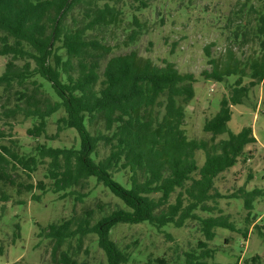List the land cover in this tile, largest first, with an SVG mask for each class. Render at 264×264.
I'll use <instances>...</instances> for the list:
<instances>
[{"label":"trees","instance_id":"trees-1","mask_svg":"<svg viewBox=\"0 0 264 264\" xmlns=\"http://www.w3.org/2000/svg\"><path fill=\"white\" fill-rule=\"evenodd\" d=\"M236 5L224 23L223 62L210 56L211 44L205 48L208 79L220 83L236 77L202 125L210 134L206 141L188 138L183 128L185 107L195 96L194 75L167 59L154 64L130 49L147 32L146 20L139 18L148 7L144 0L128 6L124 0H0V57L6 58L0 73V211L8 204L25 205L26 196L40 202L46 193L81 201L89 180L120 203L96 222L93 211L83 209L39 226L52 264H88L78 256L89 254L83 250L89 236L96 238L106 264H127L130 248L112 240L111 231L140 224L160 233L190 225L200 235L180 254L149 252L145 264H210L218 250L210 246L217 229L246 238L255 226L260 218L255 204L264 200V190L239 188L226 196L215 186L256 142L251 127L229 131L232 106L264 85V0ZM235 47L248 54L238 57ZM55 115V131L48 134ZM27 120L29 151L11 133ZM66 131L74 133V143L50 145ZM220 136L225 137L217 140ZM39 169L42 177L34 181ZM222 198L241 200L242 228L219 207ZM166 238L172 240L170 234ZM260 263L259 256L246 262Z\"/></svg>","mask_w":264,"mask_h":264},{"label":"rangeland","instance_id":"rangeland-1","mask_svg":"<svg viewBox=\"0 0 264 264\" xmlns=\"http://www.w3.org/2000/svg\"><path fill=\"white\" fill-rule=\"evenodd\" d=\"M244 1L144 0L148 7L140 12L139 18L146 20L147 32L130 49L151 59L154 64L160 65L161 60L167 59L173 62L180 72L194 75L195 96L185 107L186 118L183 125L188 138L206 141L210 139V134L202 131V125L216 113L219 100L228 96L229 86L235 81L236 77H230L219 83L205 76L211 70L205 48L211 44L210 56L219 57L220 62H223L222 54L228 45L224 27L226 16L238 8L236 4ZM124 2L128 6L134 0ZM246 51L247 49L238 50L236 47L234 49L240 58L248 54ZM125 52L127 51H118L117 54ZM5 62L6 58L0 57V73ZM247 82L248 78H245L244 83ZM56 117L57 115L49 119L48 134L55 131ZM30 126L31 122L27 120L15 124L11 131L12 137L18 140L25 151H29L33 144L25 135V130ZM246 126L252 128L256 142L246 146L245 153L237 164L216 179L215 186L222 195L229 196L239 188L264 190V85L252 88L243 104L232 106V115L228 122L229 131L237 133ZM224 137H217V140ZM73 139L74 133L66 131L58 141L50 145L68 147L74 143ZM202 159V154H199V163H202ZM41 177L42 169H39L34 175V181ZM83 193L87 195L81 201H75L74 196L61 199L57 194L46 193L42 195L40 202H33L26 196L25 205H6L4 211H0V264H52L50 244L38 237L39 226L57 223L70 216L72 211L80 214L83 209L92 210V218L96 222L120 204L94 180L88 181ZM98 204H103L101 209L96 207ZM219 207L224 213L231 214L240 228L243 227L242 218L245 211L241 200L222 198L219 200ZM255 209L260 218L255 222V226L249 227L246 238L225 229L216 230V236L210 246L217 247L218 250L215 251L210 264H246L249 258L254 256H259L260 264H264V200H258ZM193 229L190 225L181 229L169 227L163 230L164 233H160L146 224L118 225L112 229L111 238L120 247L130 248L132 258L127 264H145L149 252L157 256L162 253L171 255L173 249L179 254L180 250H186L187 241L193 244L196 238H200L199 233ZM166 234H170L172 240L166 238ZM224 239H227L228 244L223 243ZM85 248L89 250V254L85 256L82 251L78 256L79 260L86 257L88 264H106L95 237L89 236L85 239L83 250Z\"/></svg>","mask_w":264,"mask_h":264}]
</instances>
